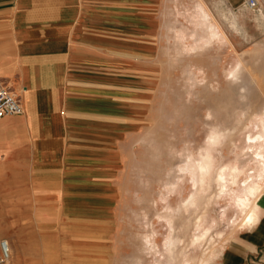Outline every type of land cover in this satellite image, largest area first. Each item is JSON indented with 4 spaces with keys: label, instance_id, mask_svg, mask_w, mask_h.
<instances>
[{
    "label": "rangeland",
    "instance_id": "374dc122",
    "mask_svg": "<svg viewBox=\"0 0 264 264\" xmlns=\"http://www.w3.org/2000/svg\"><path fill=\"white\" fill-rule=\"evenodd\" d=\"M257 2L249 10L242 0H164L149 52L132 57L127 71H118L132 77L119 89L131 91L134 117L129 132L118 135L110 151L114 161L101 168L114 177L113 183H101L100 198L95 192L79 198L85 211L73 215L34 212V191L23 193L18 174L10 176L9 187L0 181V240L12 248V259L4 264L171 262L163 217L171 211L175 216L193 192L188 173L179 169L199 160L213 133L222 138L212 146L215 163H232L264 106V0ZM198 5L216 27L210 43H205ZM215 192L214 186L207 192L203 215L207 239L184 249L188 264H203L205 252L224 248L240 232L233 224L241 216ZM23 198L25 208L19 204ZM200 213L197 209L194 216ZM175 257L182 264L179 252Z\"/></svg>",
    "mask_w": 264,
    "mask_h": 264
},
{
    "label": "crops",
    "instance_id": "0c3cea01",
    "mask_svg": "<svg viewBox=\"0 0 264 264\" xmlns=\"http://www.w3.org/2000/svg\"><path fill=\"white\" fill-rule=\"evenodd\" d=\"M163 5L0 0V80L22 109L0 120V181L9 187L18 174L23 193L34 191V212L83 214L79 198H100L101 183H113L101 168L114 161L110 151L134 117L131 91L119 89L132 77L118 71L149 52ZM256 204L257 221L208 264H264V193Z\"/></svg>",
    "mask_w": 264,
    "mask_h": 264
},
{
    "label": "bare ground",
    "instance_id": "6f19581e",
    "mask_svg": "<svg viewBox=\"0 0 264 264\" xmlns=\"http://www.w3.org/2000/svg\"><path fill=\"white\" fill-rule=\"evenodd\" d=\"M198 7L200 10V19L206 28L207 39L205 43H210L217 35L216 27L209 19L208 14L204 11L203 6L198 5ZM238 72L239 71L235 72L234 70L231 73L232 78L237 79ZM252 125V130H254V132L252 134L248 133L244 137V146L242 147L241 153H238L236 159L232 163L227 165H218L215 163V156L213 157L212 154V149L214 147L212 148V146L216 144L220 135L213 133L210 134L209 141L203 152L201 154L199 153V160H190V162L186 164V168L179 169V171L188 173L193 192L189 194L188 200L178 209L175 215L176 220L172 211L171 214H166L163 217L169 227V235L164 244L165 251L168 253V257L171 260V262L167 264L176 263L175 255L178 252L183 257L182 264H188L189 258L184 254V252H186L184 249L188 246L201 244L207 239L209 228L204 227L203 215L206 207H208V201H210L207 192H209L213 186L216 189L215 196L217 198L227 197L229 206L232 207V210L234 208L241 216V219L238 220L239 223L233 224L237 230L242 231L246 228H250L257 221L258 207L256 206V199L264 193V106L261 109L258 121L254 122ZM197 209H200L201 213L200 215L196 214L194 216ZM191 229H193V233H191ZM146 240H149V238ZM8 245L6 261L9 262L12 259V248L9 241ZM175 250H177V253L174 254ZM222 250L223 247L220 249L211 248L208 252L204 253L206 258L203 259L201 263L208 264L214 261L219 257ZM200 256L202 257V255Z\"/></svg>",
    "mask_w": 264,
    "mask_h": 264
},
{
    "label": "built area",
    "instance_id": "2783aa9c",
    "mask_svg": "<svg viewBox=\"0 0 264 264\" xmlns=\"http://www.w3.org/2000/svg\"><path fill=\"white\" fill-rule=\"evenodd\" d=\"M243 5L249 10H255L258 6L257 0H242ZM22 109L18 98L10 88L0 80V120L7 116L21 114ZM8 241L0 240V264H4L8 254Z\"/></svg>",
    "mask_w": 264,
    "mask_h": 264
}]
</instances>
